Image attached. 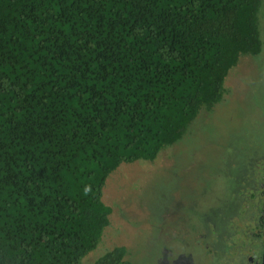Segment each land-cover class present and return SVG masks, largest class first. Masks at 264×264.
I'll list each match as a JSON object with an SVG mask.
<instances>
[{
  "label": "trees",
  "instance_id": "16d2710c",
  "mask_svg": "<svg viewBox=\"0 0 264 264\" xmlns=\"http://www.w3.org/2000/svg\"><path fill=\"white\" fill-rule=\"evenodd\" d=\"M263 6L0 0V264H135L124 247L89 260L114 213L107 181L223 101L263 51Z\"/></svg>",
  "mask_w": 264,
  "mask_h": 264
},
{
  "label": "rangeland",
  "instance_id": "374dc122",
  "mask_svg": "<svg viewBox=\"0 0 264 264\" xmlns=\"http://www.w3.org/2000/svg\"><path fill=\"white\" fill-rule=\"evenodd\" d=\"M225 87L223 101L180 142L112 174L104 201L114 213L89 260L124 247L135 264H234V248L255 249L264 212V48L242 57Z\"/></svg>",
  "mask_w": 264,
  "mask_h": 264
},
{
  "label": "flooded vegetation",
  "instance_id": "af4514ba",
  "mask_svg": "<svg viewBox=\"0 0 264 264\" xmlns=\"http://www.w3.org/2000/svg\"><path fill=\"white\" fill-rule=\"evenodd\" d=\"M260 220L261 225H258L257 228L260 230V233H258L257 235H255L256 237H259L258 240H253L250 238V240H248V242L250 243H254V242H258L257 246H255V249H252L250 247L249 248H245V245H241L239 248H234V252H235V257L237 259V263L234 264H264V212H262L260 214ZM244 243V242H243ZM242 243V244H243ZM242 250H250V255L249 256H242L239 255L238 252L242 251ZM256 250L259 251L260 253H256ZM244 252V251H243Z\"/></svg>",
  "mask_w": 264,
  "mask_h": 264
}]
</instances>
